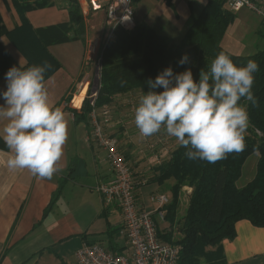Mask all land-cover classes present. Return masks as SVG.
Masks as SVG:
<instances>
[{
    "label": "trees",
    "instance_id": "16d2710c",
    "mask_svg": "<svg viewBox=\"0 0 264 264\" xmlns=\"http://www.w3.org/2000/svg\"><path fill=\"white\" fill-rule=\"evenodd\" d=\"M12 1L22 24L8 30L0 15V38L8 37L28 57L25 67L49 60L53 62L52 69L46 73L48 78L59 67L55 58L49 55L48 47L86 40V24L81 7L77 0H62L70 13L69 22L46 31H35L28 23L26 13L52 6L54 1ZM133 1L135 4L139 0ZM234 19L235 13L226 9L222 0H207L201 14L178 43L140 22L130 31L117 29L115 38L105 43L100 51L102 68L96 99L98 107L112 105L119 95L137 91L147 93L150 90L148 81H154L168 67H172L175 73L191 68L194 79L198 81L200 71L207 70L221 51L229 54L237 65H246L250 59L259 65L252 89L257 102L241 101L248 113L241 151L209 163L189 160L184 155L186 149L178 143L173 152L155 168L157 175L154 183L164 185L173 182L170 186L172 198L165 207L164 217L169 227L163 230L157 228L162 241L179 247L178 264H226L223 242L235 238L237 222L248 220L256 227H264V45L258 53L248 56L235 55L224 49L220 41ZM0 52V56H7L1 43ZM185 54L189 55L190 62L178 66V61ZM13 65L17 66L15 63ZM8 70L6 65L0 63V79L5 77ZM70 111L77 121L89 124L91 106L88 99L83 102L79 112L76 109ZM254 153L259 154L255 175L244 187H238L243 166ZM186 187L191 188L192 192L186 211L180 216L181 196Z\"/></svg>",
    "mask_w": 264,
    "mask_h": 264
},
{
    "label": "crops",
    "instance_id": "0c3cea01",
    "mask_svg": "<svg viewBox=\"0 0 264 264\" xmlns=\"http://www.w3.org/2000/svg\"><path fill=\"white\" fill-rule=\"evenodd\" d=\"M62 2L54 1L52 6L27 12L26 19L32 29L46 31L66 25L70 13ZM0 15L8 30L22 24L12 0H0ZM135 21L141 22L137 7ZM91 42L86 35L85 42L75 40L48 47L49 55L59 64L50 78H46L50 103L53 107H62L68 120V139L53 176L37 178L27 169H9L7 160L10 151L1 139L0 264H77L76 253L85 245L94 243L117 252L125 250L126 241L119 234L120 211L114 206H107L98 191V186L112 178L107 153L91 138L90 125L77 121L70 111L76 109L79 112L87 92V87H82L74 100L69 102V95L76 90L83 74L84 56ZM0 43L7 53V56H0L2 65L10 69L15 63L19 67L22 59L23 65L27 66L28 57L8 37H1ZM93 43L96 44L95 41ZM48 63L53 66L50 60ZM0 91H6L5 77L0 79ZM124 96L119 95L112 103L115 119L123 120L126 116ZM4 103L0 99V104ZM6 123L0 120V136ZM126 131L124 134L118 126L114 129L141 183L137 192L139 203L143 208L152 210L155 207L150 202L151 195L164 194L171 200L170 186L173 182L164 185L153 182L158 166L155 154H139L141 137L135 131L133 120H129ZM159 150L161 160L166 159L169 153L162 148ZM147 186L152 187L148 200L144 195ZM154 218L160 230L169 227L165 220H159L156 215ZM235 231L232 241L223 242L226 264H264V227L241 220L237 222Z\"/></svg>",
    "mask_w": 264,
    "mask_h": 264
},
{
    "label": "clouds",
    "instance_id": "9594fccd",
    "mask_svg": "<svg viewBox=\"0 0 264 264\" xmlns=\"http://www.w3.org/2000/svg\"><path fill=\"white\" fill-rule=\"evenodd\" d=\"M190 62L185 54L178 66ZM47 61L11 67L0 91V120L7 121L0 139L10 151L7 166L27 169L37 178H51L68 139V120L62 107H53L46 87ZM259 65L248 60L237 65L221 51L195 80L191 68L175 73L172 67L149 80L135 108L134 122L142 136L163 129L186 149L189 160L209 163L244 147L248 113L242 100L257 102L253 93ZM50 78V77H49ZM163 91L157 92L156 89Z\"/></svg>",
    "mask_w": 264,
    "mask_h": 264
},
{
    "label": "built area",
    "instance_id": "2783aa9c",
    "mask_svg": "<svg viewBox=\"0 0 264 264\" xmlns=\"http://www.w3.org/2000/svg\"><path fill=\"white\" fill-rule=\"evenodd\" d=\"M78 1L85 15L104 11L107 30L105 43L115 38L117 29L123 28L130 31L136 26L133 0ZM222 2L225 8L233 13L248 9L256 13L264 23V0H222ZM90 47L88 51L91 54L97 51L96 44L93 42ZM96 65L97 73L100 74V58L97 59ZM86 83L87 81L80 83V86H87ZM143 94L140 91L125 94L123 103L126 107V116L123 120L114 118V105L103 107L96 105L97 90L87 92L83 99V102L88 99L91 106L89 114L91 138L106 151L112 172L111 180L98 186V191L107 206L119 209L121 215L119 234L125 239L126 246L123 252H117L100 243L85 245L76 253L77 264H178L179 247L160 239L154 218L156 215L159 220H164L165 207L171 200L164 194H153L150 202L155 208L147 210L140 205L137 192L141 183L125 155L120 139L114 132L115 127L118 126L123 129L124 134L127 133L128 122L134 121L135 108ZM135 131L141 137L139 154L141 156L147 152L155 154L158 165L162 162L159 148L170 154L178 144H174L173 138L163 129L149 137L142 136L136 125ZM158 151L159 154H157ZM183 190L188 196L192 192V189L188 187Z\"/></svg>",
    "mask_w": 264,
    "mask_h": 264
},
{
    "label": "rangeland",
    "instance_id": "374dc122",
    "mask_svg": "<svg viewBox=\"0 0 264 264\" xmlns=\"http://www.w3.org/2000/svg\"><path fill=\"white\" fill-rule=\"evenodd\" d=\"M53 1L62 2V0ZM206 3L207 0H139L135 3V11L137 7L138 18L141 22L151 26L159 34L168 35L173 38L175 42H180L195 18L201 14ZM78 4L80 5L79 1ZM81 10L86 24V35H88L89 41L96 42L97 51L94 52L95 54H91V52L88 51L91 47L88 45L84 56L85 68L76 86V90H73L69 95V102L73 101L75 95L79 94L80 89H82L80 83L87 81V92L96 90L98 92L100 74L97 73L96 61L100 58V51L105 45L107 33L104 11L85 15L82 8ZM220 45L235 55L248 56L256 54L262 50L264 45V23L256 13L248 9H243L235 14V19L224 34L220 41ZM86 62L88 63L86 64ZM100 71L101 69L99 72ZM172 138L174 144L178 143L176 138ZM258 158L259 154L254 153L247 159L243 166L241 177L237 181L238 187H244L252 180L256 172ZM151 191V186L144 188L146 200H148ZM181 197L180 216L184 215L186 211L189 196L187 197V195L183 193ZM114 218L116 220V217Z\"/></svg>",
    "mask_w": 264,
    "mask_h": 264
}]
</instances>
